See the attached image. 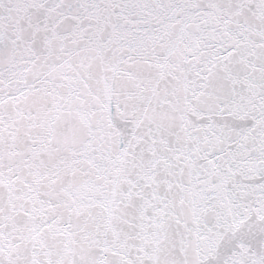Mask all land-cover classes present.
Returning a JSON list of instances; mask_svg holds the SVG:
<instances>
[{"label":"snow or ice","instance_id":"6c2138e0","mask_svg":"<svg viewBox=\"0 0 264 264\" xmlns=\"http://www.w3.org/2000/svg\"><path fill=\"white\" fill-rule=\"evenodd\" d=\"M0 264H264V0H0Z\"/></svg>","mask_w":264,"mask_h":264}]
</instances>
